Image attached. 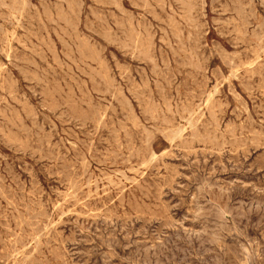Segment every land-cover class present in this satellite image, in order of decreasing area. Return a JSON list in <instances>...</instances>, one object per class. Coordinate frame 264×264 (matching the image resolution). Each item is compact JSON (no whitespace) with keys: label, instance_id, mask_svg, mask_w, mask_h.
<instances>
[{"label":"rangeland","instance_id":"rangeland-1","mask_svg":"<svg viewBox=\"0 0 264 264\" xmlns=\"http://www.w3.org/2000/svg\"><path fill=\"white\" fill-rule=\"evenodd\" d=\"M0 1V264H264V0Z\"/></svg>","mask_w":264,"mask_h":264},{"label":"bare ground","instance_id":"bare-ground-1","mask_svg":"<svg viewBox=\"0 0 264 264\" xmlns=\"http://www.w3.org/2000/svg\"><path fill=\"white\" fill-rule=\"evenodd\" d=\"M145 1V0H144ZM190 1V0H189ZM193 1V0H192ZM239 1V0H238ZM263 1V0H262ZM1 2V1H0ZM16 2H17V0H16ZM139 2V1H138ZM146 2V1H145ZM153 2V1H152ZM160 2H161V0H160ZM173 2H175V1H173ZM181 2V1H180ZM183 2V1H182ZM254 2V1H253ZM252 2V3H253ZM258 2V1H257ZM23 3H25V2H23ZM64 3H65V1H64ZM115 3V2H114ZM148 3V2H147ZM157 3H158V1H157ZM163 3V2H162ZM178 3V2H177ZM177 3H175V4H177ZM231 3V2H230ZM240 3V2H239ZM255 3V2H254ZM14 4V3H13ZM17 4V3H16ZM116 4V3H115ZM146 4V3H145ZM144 4V5H145ZM181 4V3H180ZM191 4V3H190ZM190 4H188V6L190 5ZM22 5V4H21ZM67 5V4H66ZM147 5V4H146ZM178 5V4H177ZM261 5H262V3H261ZM23 6V5H22ZM117 6V5H116ZM160 6V5H159ZM165 6V5H164ZM184 6V4L182 5V7ZM191 6V5H190ZM232 6V5H231ZM19 7V6H18ZM28 7V6H27ZM118 7V6H117ZM120 7V6H119ZM147 7V6H146ZM146 7L144 8V9H146ZM157 7V6H156ZM161 7V6H160ZM184 7H186V6H184ZM235 7V6H234ZM20 8V7H19ZM18 8V9H19ZM159 8V7H158ZM166 8V7H165ZM180 8V7H179ZM194 8V7H193ZM192 8V9H193ZM204 8V7H203ZM241 8H242V6H241ZM120 9V8H119ZM186 10H187V8H185ZM184 9V10H185ZM189 9H190V7L188 8V11H189ZM244 9H245V7H244ZM15 10V9H14ZM121 10V9H120ZM154 10V9H153ZM152 10V11H153ZM161 10V9H160ZM172 10V9H171ZM191 10V9H190ZM195 10V9H194ZM255 10V9H254ZM7 11V10H6ZM162 11V10H161ZM187 11V12H188ZM193 11V10H192ZM228 11V10H227ZM245 11V10H244ZM12 12V11H11ZM15 12H16V10H15ZM18 12H20V11H18ZM17 12V13H18ZM24 12H25V9H24ZM163 12V11H162ZM171 12H175V11H171ZM184 12H186V11H184ZM193 12H196V11H193ZM192 12V13H193ZM250 12V11H249ZM72 13V12H71ZM108 13V12H107ZM182 13V12H181ZM236 13H239V12H236ZM10 14V13H9ZM22 14V13H21ZM128 14V13H127ZM177 14V13H176ZM123 15V14H122ZM126 14H124V16H125ZM224 15V14H223ZM21 17H22V15H20ZM158 16V15H157ZM189 16V15H188ZM242 16V15H241ZM9 17V16H8ZM54 17V16H53ZM63 17V16H62ZM179 17V16H178ZM193 17V16H192ZM101 18V17H100ZM155 18V17H154ZM189 18H190V16H189ZM256 18V17H255ZM13 19V18H12ZM19 19H20V17H19ZM24 19V18H23ZM57 19V18H56ZM60 19H61V17H60ZM158 19V18H157ZM190 19H192V18H190ZM242 19V18H241ZM10 20V19H9ZM58 20V19H57ZM156 20V19H155ZM159 20V19H158ZM186 20H188L187 18H186ZM256 20V19H255ZM59 21V20H58ZM115 21V20H114ZM157 21V20H156ZM189 21H191V20H189ZM3 22V21H2ZM42 22V21H41ZM50 22V21H49ZM66 22V21H65ZM183 22V21H182ZM231 22V21H230ZM241 22V21H240ZM248 22V21H247ZM158 23H159V21H158ZM164 23V22H163ZM174 23V22H173ZM173 23H171L172 25H173ZM175 23H177V22H175ZM228 23H229V21H228ZM236 23V22H235ZM239 23V22H238ZM244 23V22H243ZM57 24V23H56ZM222 24V23H221ZM237 24V23H236ZM67 25V24H66ZM118 25V24H117ZM177 25V24H176ZM197 25V24H196ZM223 25V24H222ZM19 26V25H18ZM57 26V25H56ZM121 26H122V24H121ZM146 26V25H145ZM150 26V25H149ZM170 26V25H169ZM174 26V25H173ZM183 26V25H182ZM181 26V27H182ZM187 26H188V24H187ZM193 26H194V23H193ZM235 26V25H234ZM241 26H243L242 24H241ZM118 27H120V25L118 26ZM131 27H132V25H131ZM172 27V26H171ZM231 27V26H230ZM72 28V27H71ZM75 28V27H74ZM129 29H130V26L128 27ZM133 28H135V27H133ZM139 28V27H138ZM168 28V27H167ZM179 28V27H178ZM184 28V27H183ZM197 28V27H196ZM260 28V27H259ZM122 29V28H121ZM132 29V28H131ZM130 29V30H131ZM192 29V28H191ZM75 30H76V28H75ZM125 30V29H124ZM139 30V29H138ZM170 30V29H169ZM174 30V29H173ZM237 30H238V28H237ZM111 31V30H110ZM113 31V30H112ZM132 31V30H131ZM181 31V30H180ZM191 31V30H190ZM192 31H193V29H192ZM244 31V30H243ZM72 32V31H71ZM143 32H145V31H143ZM177 32V31H176ZM248 32V31H247ZM112 32H110V34H111ZM141 33V32H140ZM149 33V32H148ZM166 33V32H165ZM172 33V32H171ZM181 33V32H180ZM7 34V33H6ZM16 34V33H15ZM54 34V33H53ZM108 34V33H107ZM123 34V33H122ZM130 34V33H129ZM181 34H183V33H181ZM238 34H240V33H238ZM262 34V33H261ZM64 35V34H63ZM151 35L152 34H150V37H151ZM167 35V34H166ZM195 35V34H194ZM126 36V35H125ZM149 36V35H148ZM147 36V37H148ZM177 36V35H176ZM180 36V35H179ZM179 36H177V37H179ZM196 36V35H195ZM199 36V35H198ZM197 36V37H198ZM112 37V36H111ZM168 37V36H167ZM182 37V36H181ZM189 37V36H188ZM196 37V38H197ZM245 37H246V35H245ZM132 38V37H131ZM135 38H137V37H135ZM144 38V37H143ZM176 37H174V39H175ZM180 38V37H179ZM193 38V37H192ZM242 38H244L243 36H242ZM248 38H249V36H248ZM67 39H69V38H67ZM106 39V38H105ZM116 39V38H115ZM164 39V38H163ZM184 39V38H183ZM188 39V38H187ZM257 39H259V38H257ZM256 38L255 39H253V40H257ZM133 40V39H132ZM142 40V39H141ZM189 41L191 40V39H188ZM187 40V41H188ZM109 41H111V40H109ZM135 41V40H134ZM177 41V40H176ZM63 42V41H62ZM77 42V41H76ZM79 42V41H78ZM89 42V41H88ZM112 42V41H111ZM131 42V41H130ZM170 42V41H169ZM194 42V41H193ZM241 42V41H240ZM256 43L258 42V41H255ZM90 43V42H89ZM125 43V42H124ZM154 43V42H153ZM162 43H164V40H163V42ZM195 43V42H194ZM260 43V42H259ZM64 44H66L67 45V43H64ZM82 44V43H81ZM80 44V45H81ZM118 44V43H117ZM121 44V43H120ZM135 44V43H134ZM149 44V43H148ZM170 44H171V42H170ZM263 44V43H262ZM18 45V44H17ZM88 45V44H87ZM90 45V44H89ZM122 45V44H121ZM127 45V44H126ZM164 45V44H163ZM261 45V44H260ZM10 46V45H9ZM180 46H182V43H181V45ZM69 47V46H68ZM122 47H123V45H122ZM125 47V46H124ZM135 47V46H134ZM141 47V46H140ZM170 47H172V46H170ZM183 47V46H182ZM207 47V46H206ZM205 47V48H206ZM246 47V46H245ZM248 47H250V46H248ZM258 47V46H257ZM77 48V47H76ZM91 48V47H90ZM126 48H127V46H126ZM126 48H125V50H126ZM138 48V47H137ZM147 48H149V47H147ZM233 48V47H232ZM256 48V47H255ZM262 48V47H261ZM10 49V48H9ZM129 49V48H128ZM144 49V48H143ZM185 49V48H184ZM73 50V49H72ZM88 50V49H87ZM93 50V49H92ZM124 50V49H123ZM145 50V49H144ZM151 50V49H150ZM189 50V49H188ZM70 51V50H69ZM77 51V50H76ZM130 51H131V48H130ZM137 51V50H136ZM138 51H140V49L138 50ZM93 52V51H92ZM188 52V51H187ZM263 52V51H262ZM138 53V52H137ZM146 52L144 51V54H145ZM181 53H182V51H181ZM185 53V52H184ZM247 53V52H246ZM96 54V53H95ZM141 54V53H140ZM144 54H142V55H144ZM37 55H39V54H37ZM79 55V54H78ZM82 55V54H81ZM100 55H102V54H100ZM138 55V54H137ZM142 55H141V57H142ZM145 55H147V54H145ZM149 55H151V54H149ZM189 55H191V53L189 54ZM234 55V54H233ZM237 55V54H236ZM258 55V54H257ZM84 56V55H83ZM140 56V55H139ZM138 56V57H139ZM185 56V55H184ZM211 56H212V54H211ZM82 57V56H81ZM227 57H229V56H227ZM232 57V56H231ZM240 57V56H239ZM254 57H255V55H254ZM258 57H259V55H258ZM55 58H56V56H55ZM80 58V57H79ZM99 58V57H98ZM145 58H147V57H145ZM194 58V57H193ZM196 58V57H195ZM70 59V58H69ZM143 59H144V57H143ZM161 59V58H160ZM180 59V58H179ZM238 59V58H237ZM260 59H261V57H260ZM39 60H40V58H39ZM102 60V59H101ZM140 60V59H139ZM146 60V59H145ZM151 60V59H150ZM96 61V60H95ZM222 61V60H221ZM228 61V60H227ZM235 61V60H234ZM258 61H260V60H258ZM48 62V61H47ZM59 62H60V60H59ZM62 62V61H61ZM64 62V61H63ZM96 62H98V61H96ZM164 62V61H163ZM184 62V61H183ZM191 62H193V61H191ZM205 62V61H204ZM92 63V62H91ZM152 63H153V60H152ZM229 63V62H228ZM251 63H253V62H251ZM257 63V62H256ZM255 63V64H256ZM31 64H33V63H31ZM62 64V63H61ZM101 64V63H100ZM151 64V63H150ZM164 64V63H163ZM205 64V63H204ZM232 64V63H231ZM254 64V63H253ZM73 65H74V63H73ZM102 65V64H101ZM155 65V64H154ZM192 65V64H191ZM58 66V65H57ZM75 66V65H74ZM196 66H197V64H196ZM251 66V65H250ZM255 66V65H254ZM63 67V66H62ZM190 67V66H189ZM236 67V66H235ZM253 67V66H252ZM259 67V66H258ZM67 68V67H66ZM75 68H77V67H75ZM88 68V67H87ZM99 68H102V66L101 67H99ZM185 68H187V67H185ZM184 68V69H185ZM192 68H194V67H192ZM191 68V69H192ZM228 68V67H227ZM248 68H249V66H248ZM262 68V67H261ZM167 69V68H166ZM247 69V68H246ZM219 70V69H218ZM74 71V70H73ZM107 71V70H106ZM173 71V70H172ZM201 72V71H200ZM233 72V71H232ZM237 72H238V70H237ZM44 73V72H43ZM94 73V72H93ZM98 73V72H97ZM45 74V73H44ZM99 74V73H98ZM97 74V75H98ZM111 74V73H110ZM206 74V73H205ZM221 74V73H220ZM249 74V73H248ZM46 75V74H45ZM126 75V74H125ZM231 75H232V73H231ZM96 76V75H95ZM99 76H100V74H99ZM98 76V77H99ZM234 76V75H233ZM92 77V76H91ZM127 77V76H126ZM175 77V76H174ZM235 77V76H234ZM231 78H233V77H231ZM253 78H254V76H253ZM34 79V78H33ZM93 79V78H92ZM102 80L103 78H99V80ZM106 79V78H105ZM105 79L103 80V81H105ZM114 79V78H113ZM177 79V78H176ZM229 79H230V77H229ZM262 79V78H261ZM37 80V79H36ZM148 81H149V78H148ZM206 81V80H205ZM250 81V80H249ZM41 82V81H40ZM227 82V81H226ZM229 82V81H228ZM74 83H75V81H74ZM104 83V82H103ZM230 84H231V82H229ZM105 84V83H104ZM217 84V83H216ZM167 85V84H166ZM46 86V85H45ZM100 86V85H99ZM108 86V85H107ZM47 87V86H46ZM52 87V86H51ZM109 88V87H108ZM163 88V87H162ZM216 88H217V86H216ZM145 89V88H144ZM147 89V88H146ZM202 89V88H201ZM213 90H215V89H213ZM245 90V89H244ZM253 90V89H252ZM107 91H108V89H107ZM163 91V90H162ZM218 91V90H217ZM54 92V91H53ZM62 92V91H61ZM65 92V91H64ZM130 92V91H129ZM172 92V91H171ZM215 92H216V90H215ZM232 92V91H231ZM234 92H236V91H234ZM55 93V92H54ZM57 93V92H56ZM74 93V92H73ZM80 93V92H79ZM107 93V92H106ZM110 93V92H109ZM252 93V92H251ZM76 94V93H75ZM94 94V93H93ZM108 94V93H107ZM177 94V93H176ZM217 94H219V93H217ZM66 95V94H65ZM83 95V94H82ZM100 95H101V93H100ZM211 95V94H210ZM42 96V95H41ZM73 96V95H72ZM114 96V95H113ZM152 96V95H151ZM218 96V95H217ZM231 96H232V94H231ZM234 96V95H233ZM47 97V96H46ZM58 97V96H57ZM67 97V96H66ZM124 97H125V95H124ZM145 97V96H144ZM164 97V96H163ZM44 98V97H43ZM61 98V97H60ZM198 98V97H197ZM204 98V97H203ZM70 99V98H69ZM123 99V98H122ZM100 100V99H99ZM209 100H210V98H209ZM241 100V99H240ZM239 100V101H240ZM17 101V100H16ZM150 101V100H149ZM163 101V100H162ZM238 101V100H237ZM56 102V101H55ZM58 102V101H57ZM127 102V101H126ZM129 102V101H128ZM207 102V101H206ZM91 103H92V101H91ZM106 103H109V102H106ZM149 103V102H148ZM212 103V102H211ZM9 104V103H8ZM110 104V103H109ZM155 104V103H154ZM212 104H214V103H212ZM243 104V103H242ZM252 104V103H251ZM59 105V104H58ZM85 105V104H84ZM110 105H112V104H110ZM129 105V104H128ZM169 105V104H168ZM225 105V104H224ZM238 105V104H237ZM86 106V105H85ZM130 106V105H129ZM158 106H159V104H158ZM157 106V107H158ZM166 106V105H165ZM200 106V105H199ZM213 106V105H212ZM94 107V106H93ZM101 107V106H100ZM111 107V106H110ZM172 107V106H171ZM209 107V106H208ZM208 107H207V109H208ZM210 107H211V105H210ZM213 107H215V106H213ZM212 107V108H213ZM221 107V106H220ZM241 107V106H240ZM245 107H246V105H245ZM87 108V107H86ZM184 108V107H183ZM198 108V107H197ZM45 109V108H44ZM70 109V108H69ZM129 109V108H128ZM148 109V108H147ZM193 109V108H192ZM242 109V108H241ZM57 110V109H56ZM90 110V109H89ZM150 110V109H149ZM160 110V109H159ZM162 110V109H161ZM172 110V109H171ZM212 110V109H211ZM71 111V110H70ZM91 111V110H90ZM107 111V110H106ZM152 111V110H151ZM158 111V110H157ZM167 111H169L168 109H167ZM195 111V110H194ZM193 111V112H194ZM218 111H219V109H218ZM249 111V110H248ZM261 111H264V110H261ZM74 112V111H73ZM146 112H147V110H146ZM145 112V113H146ZM154 112V111H153ZM171 112V111H170ZM196 112V111H195ZM208 112V111H207ZM214 112V111H213ZM221 112V111H220ZM72 113V112H71ZM169 113V112H168ZM209 113V112H208ZM212 113V112H211ZM215 113V112H214ZM241 113V112H240ZM248 113V112H247ZM85 114V113H84ZM83 114V115H84ZM90 114H91V112H90ZM184 114V113H183ZM191 114V113H190ZM194 114V113H193ZM200 114V113H199ZM199 114H197V115H199ZM246 114V113H245ZM10 115V114H9ZM75 115H76V113H75ZM92 115V114H91ZM155 115V114H154ZM189 115V114H188ZM205 115V114H204ZM210 115V114H209ZM212 115V114H211ZM234 115V114H233ZM96 116H97V114H96ZM151 116V115H150ZM165 116V115H164ZM163 116V117H164ZM194 116H196V115H194ZM203 116V115H202ZM7 117V116H6ZM152 117V116H151ZM159 117V116H158ZM191 117V116H190ZM200 117V116H199ZM209 117H211V116H209ZM213 117H214V114H213ZM249 117V116H248ZM91 118V117H90ZM180 118V117H179ZM215 118V117H214ZM82 119H83V117H82ZM100 119V118H99ZM197 119V118H196ZM212 119V118H211ZM251 119H252V117H251ZM250 119V120H251ZM189 120V119H188ZM187 120V121H188ZM213 120V119H212ZM84 121V120H83ZM100 121H102V120H100ZM103 121H105V120H103ZM152 121V120H151ZM163 121V120H162ZM183 121V120H182ZM213 121H215V120H213ZM156 121L154 120V123H155ZM158 122V121H157ZM169 122V121H168ZM190 122V121H189ZM216 122V121H215ZM192 123V122H191ZM196 123V122H195ZM199 123V122H198ZM100 124V123H99ZM104 124V123H103ZM102 124V125H103ZM163 124H164V121H163ZM217 124V123H216ZM231 124V123H230ZM242 124V123H241ZM3 125V124H2ZM22 125V124H21ZM102 125H99V126H102ZM179 125V124H178ZM193 125V124H192ZM98 126V125H97ZM134 126V125H133ZM161 126V125H160ZM168 126V125H167ZM195 126H197V125H195ZM218 126V125H217ZM220 126H218V128H219ZM261 127V126H260ZM99 128V127H98ZM230 128V127H229ZM235 128V127H234ZM124 129V128H123ZM154 129V128H153ZM186 128H184V130H185ZM242 129V128H241ZM125 130V129H124ZM155 130V129H154ZM179 130H181V129H179ZM198 130V129H197ZM204 130V129H203ZM220 130V129H219ZM181 131H183V130H181ZM216 131V130H215ZM232 131H234V130H232ZM241 131V130H240ZM243 131V130H242ZM120 131H118V133H119ZM125 132H127V131H125ZM229 132H231V131H229ZM245 132H246V130H245ZM27 133V132H26ZM115 133H117L116 131H115ZM115 133H114V135H115ZM162 133V132H161ZM173 133V132H172ZM196 133V132H195ZM234 133V132H233ZM243 133V132H242ZM250 133V132H249ZM126 134V133H125ZM176 134V133H175ZM231 134V133H230ZM255 134V133H254ZM258 134V133H257ZM197 135V134H196ZM201 135V134H200ZM234 135V134H233ZM241 135V134H240ZM242 136V135H241ZM240 136V137H241ZM253 136V135H252ZM257 136V135H256ZM28 137V136H27ZM129 137V136H128ZM150 137V136H149ZM154 137V136H153ZM168 137V136H167ZM179 137V136H178ZM196 137V136H195ZM257 137H259V136H257ZM119 138V137H118ZM117 138V139H118ZM152 138V137H151ZM166 138V137H165ZM170 138V137H169ZM168 138V139H169ZM193 138V137H192ZM191 138V139H192ZM202 138V137H201ZM205 138V137H204ZM210 138V137H209ZM209 138L207 139V140H209ZM262 138H264V137H261V140H262ZM167 139V138H166ZM223 139V138H222ZM19 140V139H18ZM165 140V139H164ZM173 140V139H172ZM193 140H194V138H193ZM199 140V139H198ZM215 140V139H214ZM230 140V139H229ZM240 140V139H239ZM242 140V139H241ZM240 140V141H241ZM255 140V139H254ZM175 141V140H174ZM211 141V140H210ZM68 142V141H67ZM116 142H118V141H116ZM147 142V141H146ZM200 142H204V141H200ZM216 142H218L217 140H216ZM236 142V141H235ZM243 142V141H242ZM129 143V142H128ZM147 143H149V141L147 142ZM168 143H170V142H168ZM173 143V142H172ZM198 144V143H197ZM214 144V143H213ZM242 144V143H241ZM251 144V143H250ZM258 144V143H257ZM118 145H120V144H118ZM253 145V144H252ZM117 146V145H116ZM147 146V145H146ZM118 147H120V146H117V148ZM204 147V146H203ZM88 148V147H87ZM148 148V147H147ZM33 149V148H32ZM90 149V148H89ZM122 150V149H121ZM148 150V149H147ZM49 151V150H48ZM236 151V150H235ZM129 152H130V150H129ZM152 152V151H151ZM238 152V151H237ZM90 154V153H89ZM114 154V153H113ZM116 154V153H115ZM136 154V153H135ZM138 154V153H137ZM165 154V153H164ZM140 155V154H139ZM52 156V155H51ZM130 156H131V154H130ZM138 156V155H137ZM154 157H155V154H154ZM153 157V158H154ZM90 158V157H89ZM130 158H132V157H130ZM127 159H129V158H127ZM158 159V158H157ZM95 160V159H94ZM151 160V159H150ZM150 160H149V162H150ZM126 162H127V160H126ZM124 164V163H123ZM143 164H145V163H143ZM136 166V165H135ZM145 166H146V164H145ZM106 167V166H105ZM65 169H66V167H65ZM87 169V168H86ZM91 169V168H90ZM95 169V168H94ZM136 171V170H135ZM100 172V171H99ZM137 172H139V170L137 171ZM115 173V172H114ZM134 174V173H133ZM137 174V173H136ZM65 175V174H64ZM84 175V174H83ZM117 175H118V173H117ZM76 176V175H75ZM137 176V175H136ZM69 177V176H68ZM104 178V177H103ZM110 178V177H109ZM115 178V177H114ZM118 178V177H117ZM1 179V178H0ZM97 179V178H96ZM105 179V178H104ZM129 179V178H128ZM133 180H134V178H132ZM131 179V180H132ZM136 179V178H135ZM66 180V179H65ZM102 180V179H101ZM108 180H110V179H108ZM106 181V182H109V181ZM112 180V179H111ZM2 181V180H1ZM68 181V180H67ZM71 181V180H70ZM72 182H74V181H72ZM97 182V181H96ZM111 183L110 184H113V182L112 181H110ZM133 182V181H132ZM135 182V181H134ZM133 182V183H134ZM4 183V182H3ZM71 183V182H70ZM89 183H90V180H89ZM102 183V182H101ZM119 183H120V181H119ZM132 183V184H133ZM202 183V182H201ZM76 184V183H75ZM87 184H88V182H87ZM117 184V183H116ZM121 184V183H120ZM139 184V183H138ZM144 184V183H143ZM195 184V183H194ZM203 184V183H202ZM74 185V184H73ZM90 185V184H89ZM135 185V184H134ZM145 185V184H144ZM18 186V185H17ZM78 187H80V186H78ZM112 187V186H111ZM139 187V186H138ZM201 187V186H200ZM199 187V188H200ZM106 188H108V187H106ZM140 188V187H139ZM150 188V187H149ZM73 189V188H72ZM109 189V188H108ZM114 189V188H113ZM116 189H117V187H116ZM151 189V188H150ZM202 189H204V188H202ZM97 190V189H96ZM111 190V189H110ZM145 190H147V189H145ZM72 191V190H71ZM76 191V190H75ZM78 192H79V190H77ZM89 191V190H88ZM115 191V190H114ZM171 191V190H170ZM102 192H103V190H102ZM150 192V191H149ZM148 192V193H149ZM67 193V192H66ZM204 193V192H203ZM64 194V193H63ZM70 194H72V193H70ZM75 194V193H74ZM78 194V193H77ZM89 195V194H88ZM143 195V194H142ZM220 195V194H219ZM218 195V196H219ZM65 196V195H64ZM122 196H124V195H122ZM147 196V195H146ZM205 196V195H204ZM208 196V195H207ZM88 197V196H87ZM149 197V196H148ZM5 198V197H4ZM69 198V197H68ZM67 198V199H68ZM117 198V197H116ZM199 198V197H198ZM222 198V197H221ZM136 200V199H135ZM159 200V199H158ZM207 200V199H206ZM213 200V199H212ZM75 201V200H74ZM160 201V200H159ZM208 201V200H207ZM214 201V200H213ZM5 202V201H4ZM11 203V202H10ZM67 203V202H66ZM138 203V202H137ZM199 203V202H198ZM214 203V202H213ZM216 203H218V201L216 202ZM222 203H224V202H222ZM65 204V203H64ZM85 204V203H84ZM203 204V203H202ZM34 205V204H33ZM78 205H79V203H78ZM83 205V204H82ZM123 205V204H122ZM128 205V204H127ZM213 205V204H212ZM11 206H13V205H11ZM52 206V205H51ZM83 206H85V205H83ZM87 206V205H86ZM85 206V207H86ZM105 206V205H104ZM195 206H196V204H195ZM222 206V205H221ZM55 207V206H54ZM62 207V206H61ZM84 207V208H85ZM136 207H138V206H136ZM216 207H218V206H216ZM13 208V207H12ZM197 208V207H196ZM14 209H15V207H14ZM132 209V208H131ZM139 209V208H138ZM137 209V210H138ZM206 209H207V207H206ZM224 209V208H223ZM123 210V209H122ZM147 210V209H146ZM165 210V209H164ZM219 210H220V208H219ZM30 211V210H29ZM61 211V210H60ZM139 211V210H138ZM195 211H196V209H195ZM4 212V211H3ZM14 212H15V210H14ZM31 212V211H30ZM150 212V211H149ZM212 212V211H211ZM223 212H225V211H223ZM223 212H222V214H223ZM27 213L29 214V212H28V210H27ZM53 213V212H52ZM60 214L62 213V212H59ZM69 213V212H68ZM67 213V214H68ZM140 213V212H139ZM201 213V212H200ZM18 214V213H17ZM21 214V213H20ZM28 214H27V216H28ZM66 214V215H67ZM93 214V213H92ZM145 214V213H144ZM259 214H261V213H259ZM263 214V213H262ZM34 215V214H33ZM153 215V214H152ZM155 215V214H154ZM218 215H219V213H218ZM13 216V215H12ZM23 216V215H22ZM37 216V215H36ZM54 216V215H53ZM116 216V215H115ZM196 216V215H195ZM210 216V215H209ZM35 217V216H34ZM34 217H33V219H34ZM259 217V216H258ZM264 217V216H263ZM36 218V217H35ZM45 218V217H44ZM223 218H225L224 216H223ZM6 219V218H5ZM15 219V218H14ZM17 219V218H16ZM29 219V218H28ZM31 220H32V217L30 218ZM261 219V218H260ZM20 220H22V219H20ZM205 220V219H204ZM13 221V220H12ZM17 221V220H16ZM23 221H24V219H23ZM170 221V220H169ZM202 221V220H201ZM259 221V220H258ZM257 221V222H258ZM27 222V221H26ZM49 222V221H48ZM47 222V223H48ZM212 222V221H211ZM219 222V221H218ZM217 222V223H218ZM203 223V222H202ZM213 223V222H212ZM32 224V223H31ZM209 224V223H208ZM219 224H220V222H219ZM17 225V224H16ZM27 225V224H26ZM25 225V226H26ZM55 225V224H54ZM248 225V224H247ZM20 226H22V224L20 225ZM19 226V227H20ZM219 226V225H218ZM34 227V226H33ZM32 227V228H33ZM38 227V226H37ZM48 227V226H47ZM232 227V226H231ZM250 227V226H249ZM10 228V227H9ZM12 228V227H11ZM27 228V227H26ZM29 228H31L30 226H29ZM28 228V229H29ZM230 228V227H229ZM233 228V227H232ZM252 228V227H251ZM257 228V227H256ZM259 228V227H258ZM212 229V228H211ZM220 229V228H219ZM246 229V228H245ZM229 230V229H228ZM227 230V231H228ZM231 230V229H230ZM240 230V229H239ZM242 230V229H241ZM247 230V229H246ZM254 230V229H253ZM6 231V230H5ZM35 231V230H34ZM38 231H39V229H38ZM37 231V232H38ZM46 231H47V228H46ZM209 231V230H208ZM226 231V230H225ZM243 231V230H242ZM23 232H24V230H23ZM32 232V231H31ZM51 232V231H50ZM10 233V232H9ZM13 233V232H12ZM15 233V232H14ZM25 233V232H24ZM40 233V232H39ZM46 233V232H45ZM49 233V232H48ZM206 233V232H205ZM32 234H33V232H32ZM220 234V233H219ZM227 234V233H226ZM228 234H229V236H230V233L228 232ZM41 235V234H40ZM43 235V234H42ZM45 235V234H44ZM221 235V234H220ZM219 235V236H220ZM27 236V235H26ZM29 236V235H28ZM27 236V237H28ZM222 236V235H221ZM13 237H14V235H13ZM32 237V236H31ZM39 237V236H38ZM90 237V236H89ZM15 238V237H14ZM23 238V237H22ZM45 238V237H44ZM97 238V237H96ZM25 239V238H24ZM29 238H27V240H28ZM35 239V238H34ZM48 239V238H47ZM46 239V240H47ZM102 239V238H101ZM1 240V239H0ZM31 240V239H30ZM100 240V239H99ZM222 240V239H221ZM246 240V239H245ZM5 241V240H4ZM18 241H19V239H18ZM26 241V240H25ZM39 241V240H38ZM1 242V241H0ZM32 242H33V240H32ZM31 242V243H32ZM41 242V241H40ZM108 242V241H107ZM219 242H221V241H219ZM34 243V242H33ZM45 243V242H44ZM95 243V242H94ZM111 243V242H110ZM113 243V242H112ZM111 243V244H112ZM223 243V242H222ZM1 244V243H0ZM22 244V243H21ZM41 244V243H40ZM241 244H242V242H241ZM250 244V243H249ZM248 244V245H249ZM252 244V243H251ZM25 245V244H24ZM221 245V244H220ZM224 245V244H223ZM14 246V245H13ZM112 246V245H111ZM243 246V245H242ZM17 247V246H16ZM21 247V246H20ZM36 247V246H35ZM40 247H41V245H40ZM108 247V246H107ZM253 247V246H252ZM15 248V247H14ZM65 248V247H64ZM125 248V247H124ZM258 248V247H257ZM24 249V248H23ZM32 249V248H31ZM34 249V248H33ZM108 249V248H107ZM219 249H221V248H219ZM18 250V249H17ZM51 250V249H50ZM56 250V249H55ZM54 250V251H55ZM125 250V249H124ZM253 250V249H252ZM255 250H256V248H255ZM7 251V250H6ZM57 251V250H56ZM100 251V250H99ZM114 251V250H113ZM13 252H14V250H13ZM33 252H35V251H33ZM53 252V251H52ZM97 252V251H96ZM257 252V251H256ZM11 253V252H10ZM48 253V252H47ZM51 253V252H50ZM258 253H259V251H258ZM51 254H53V253H51ZM57 254V253H56ZM105 254V253H104ZM50 255V254H49ZM140 255V254H139ZM4 256V255H3ZM12 256V255H11ZM21 256V255H20ZM56 256V255H55ZM254 256H256V255H254ZM10 257V256H9ZM16 257V256H15ZM54 257V256H53ZM124 257V256H123ZM137 257V256H136ZM11 258V257H10ZM33 258V257H32ZM56 258V257H55ZM129 258V257H128ZM141 258V257H140ZM240 258V257H239ZM256 258V257H255ZM254 258V259H255ZM46 259H47V257H46ZM66 259V258H65ZM107 259H109V258H107ZM124 259V258H123ZM131 259V258H130ZM133 259V258H132ZM137 259H139V257L137 258ZM25 259H23L22 261H24ZM146 260V259H145ZM5 261V260H4ZM22 261H20V263H22ZM36 261H37V259H36ZM57 261V260H56ZM55 261V262H56ZM72 261V260H71ZM128 261V260H127ZM133 261V260H132ZM138 261V260H137ZM27 262V261H26ZM65 262V261H64ZM102 262V261H101ZM109 262H111V261H109ZM134 262V261H133ZM32 263V262H31ZM127 263H129V262H127ZM256 263H258V262H256ZM17 264V263H16ZM29 264V263H28ZM41 264H42V262H41ZM137 264V263H136ZM139 264V263H138Z\"/></svg>","mask_w":264,"mask_h":264}]
</instances>
